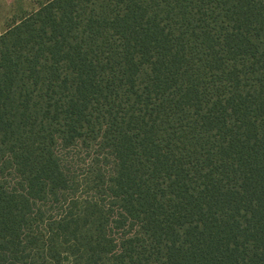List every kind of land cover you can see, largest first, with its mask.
I'll use <instances>...</instances> for the list:
<instances>
[{
	"label": "trees",
	"instance_id": "16d2710c",
	"mask_svg": "<svg viewBox=\"0 0 264 264\" xmlns=\"http://www.w3.org/2000/svg\"><path fill=\"white\" fill-rule=\"evenodd\" d=\"M0 264H264V0H36L0 31Z\"/></svg>",
	"mask_w": 264,
	"mask_h": 264
},
{
	"label": "rangeland",
	"instance_id": "374dc122",
	"mask_svg": "<svg viewBox=\"0 0 264 264\" xmlns=\"http://www.w3.org/2000/svg\"><path fill=\"white\" fill-rule=\"evenodd\" d=\"M36 0H0V31L3 32L16 15L34 6Z\"/></svg>",
	"mask_w": 264,
	"mask_h": 264
}]
</instances>
